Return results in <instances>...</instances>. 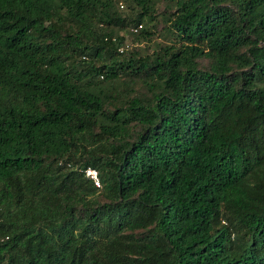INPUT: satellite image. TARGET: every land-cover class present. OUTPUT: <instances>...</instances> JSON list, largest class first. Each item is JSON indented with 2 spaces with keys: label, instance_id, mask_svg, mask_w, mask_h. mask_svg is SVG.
Returning <instances> with one entry per match:
<instances>
[{
  "label": "trees",
  "instance_id": "trees-1",
  "mask_svg": "<svg viewBox=\"0 0 264 264\" xmlns=\"http://www.w3.org/2000/svg\"><path fill=\"white\" fill-rule=\"evenodd\" d=\"M160 1L0 0V264H264V0Z\"/></svg>",
  "mask_w": 264,
  "mask_h": 264
},
{
  "label": "rangeland",
  "instance_id": "rangeland-1",
  "mask_svg": "<svg viewBox=\"0 0 264 264\" xmlns=\"http://www.w3.org/2000/svg\"><path fill=\"white\" fill-rule=\"evenodd\" d=\"M156 6H157L156 12L159 13L163 9L164 0H161L160 2H158V4ZM123 13L124 12H121L120 14H123ZM155 15H156V13H155ZM154 22L155 21H153L152 24H154ZM152 24H146L145 25L149 30L154 32L152 34L151 39H150V44H148V48L146 47L147 44H145V43L138 44L139 49H141V50L143 49V51L148 50V52H150V51H152L153 47H156V45H159V44L163 45V44L171 43V39L169 37H167L166 33L163 30V27L159 26L160 24L158 23V18L156 19V26H152ZM119 35L121 37H123L124 46H126V49L131 50L132 47H134V46L131 45V41L129 39L128 32L127 31H123V32L121 31V32H119ZM150 46H151V48H150ZM142 91L144 92V89H142Z\"/></svg>",
  "mask_w": 264,
  "mask_h": 264
},
{
  "label": "built area",
  "instance_id": "built-area-1",
  "mask_svg": "<svg viewBox=\"0 0 264 264\" xmlns=\"http://www.w3.org/2000/svg\"><path fill=\"white\" fill-rule=\"evenodd\" d=\"M84 176H85V178H87L89 181L92 182L94 187H99L98 180H97V177H96V173H95L94 170L86 169L84 171Z\"/></svg>",
  "mask_w": 264,
  "mask_h": 264
}]
</instances>
